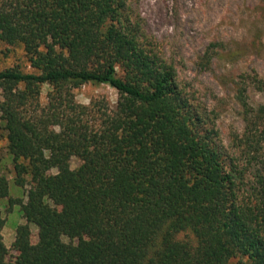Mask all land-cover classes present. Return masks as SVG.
I'll return each instance as SVG.
<instances>
[{
  "label": "trees",
  "instance_id": "trees-1",
  "mask_svg": "<svg viewBox=\"0 0 264 264\" xmlns=\"http://www.w3.org/2000/svg\"><path fill=\"white\" fill-rule=\"evenodd\" d=\"M0 42L36 71H0L13 181L28 186L12 259L0 213V264H264V102L242 103L221 145L126 0H0ZM85 84L115 104L78 103Z\"/></svg>",
  "mask_w": 264,
  "mask_h": 264
},
{
  "label": "rangeland",
  "instance_id": "rangeland-1",
  "mask_svg": "<svg viewBox=\"0 0 264 264\" xmlns=\"http://www.w3.org/2000/svg\"><path fill=\"white\" fill-rule=\"evenodd\" d=\"M126 4L154 50L173 67L177 82L206 118L216 140L228 147L231 133L243 126L242 103L264 102L257 82L264 81V0H126ZM206 53L211 56L207 65ZM13 67L36 73L21 47L0 42V71ZM48 89H41L42 104ZM74 96L83 105L101 97L114 105L117 99L114 89L92 84L75 89ZM79 164L78 159H71L72 169ZM0 175L8 181L9 196L0 200V213L4 219L3 242L8 259H12L16 255L12 247L15 229L24 223L16 201L26 202L28 186L14 184L1 124ZM30 229L31 243L35 244L37 228L31 225ZM63 241L70 242L67 238Z\"/></svg>",
  "mask_w": 264,
  "mask_h": 264
}]
</instances>
